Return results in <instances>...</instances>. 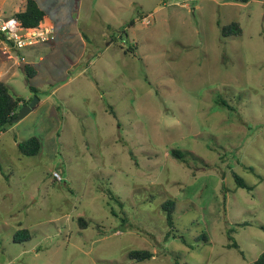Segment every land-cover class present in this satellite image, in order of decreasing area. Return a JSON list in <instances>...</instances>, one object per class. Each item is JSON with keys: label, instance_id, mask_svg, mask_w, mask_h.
<instances>
[{"label": "rangeland", "instance_id": "1", "mask_svg": "<svg viewBox=\"0 0 264 264\" xmlns=\"http://www.w3.org/2000/svg\"><path fill=\"white\" fill-rule=\"evenodd\" d=\"M36 2L54 49L0 45V81L42 100L22 126L43 146L25 157L0 144V264H254L264 253V0ZM232 23L242 36H223ZM37 49L44 62L29 59ZM141 250L154 257L129 260Z\"/></svg>", "mask_w": 264, "mask_h": 264}, {"label": "trees", "instance_id": "2", "mask_svg": "<svg viewBox=\"0 0 264 264\" xmlns=\"http://www.w3.org/2000/svg\"><path fill=\"white\" fill-rule=\"evenodd\" d=\"M219 1L247 4L250 3L251 1H261V0H219ZM13 17H15L19 21L21 27L26 30L38 29L41 24L48 21V17L46 13L43 10H41L40 7H38L36 0H27L25 10L16 13L15 15H13ZM222 34L224 37L242 36L243 31L239 23H232L228 27L223 28ZM23 69L26 74V80H25L26 84L29 86V89L33 94H37L38 93L37 88L31 85V80L35 78V76L37 75L35 67L31 64H25ZM26 104L27 103L24 102V100L21 97L13 94L11 92V89L5 83L0 81V134L5 132L11 126H13V121L17 118L18 113L21 110L22 106ZM19 148L22 156L35 157L40 153L42 149V144L39 139L30 138L29 140L21 143L19 145ZM171 154L175 159L179 161L183 160V155L179 151H172ZM234 178L239 188L247 191H251V188L246 184V182L241 177L234 174ZM173 206L174 203L171 201H168L163 205V210L166 213V223L172 229L174 228L175 225L174 218L172 216L173 210L171 208ZM115 214L116 213L112 211V215L115 216ZM121 222L123 225H125L127 221L121 219ZM78 223L82 228L88 227L87 221L83 218H80L78 220ZM241 226H246V224H243ZM116 231L117 230H115V232ZM18 233H26L28 239H31V235L29 234L28 230H21ZM18 236H20V234H18ZM17 237L14 239V242H17ZM182 242L184 243V241ZM230 247L238 248L235 244H230ZM153 257H154L153 253L147 250L132 251L128 255L129 260L134 261L136 263L149 261ZM254 264H264V253Z\"/></svg>", "mask_w": 264, "mask_h": 264}, {"label": "crops", "instance_id": "3", "mask_svg": "<svg viewBox=\"0 0 264 264\" xmlns=\"http://www.w3.org/2000/svg\"><path fill=\"white\" fill-rule=\"evenodd\" d=\"M7 0H0V10H1V13L7 17H13V15H15L16 13L18 12H22L25 10L26 8V3H27V0H20L19 2H16V4H13L12 6H9L8 9H9V13H7V11L4 9L3 6H5ZM9 14V15H8ZM42 25H50L52 26V24L50 23V21L48 20L47 22L43 23ZM53 27V26H52ZM54 28V27H53ZM55 31V30H54ZM53 35H54V32H53ZM52 35V40L49 41V42H46V43H42V44H37V46L35 45V47H42V46H45V45H50L51 48L54 49V37ZM80 36H82L81 34H79ZM83 37V36H82ZM0 45L3 46V48H1L3 51H5V54L9 51H14V52H17L19 55L28 50L29 48H26L24 50H16L9 42L7 43L5 38L1 37L0 36ZM34 47V46H32ZM29 56V59L31 60V62H34V63H39V62H44V57L41 55V50L40 49H37V51H35V53H32V55H28ZM19 58V57H18ZM25 59V57H24ZM26 61V59H25ZM34 63H27V64H31V65H34ZM69 70H67L65 73H67ZM39 73H37V75L35 77L38 76ZM2 79V76L0 78V80ZM62 87V86H61ZM61 87H58L57 89H54L52 92H51V96L54 97V96H57L58 92L60 91ZM22 98V97H21ZM24 102H26L28 104L31 103V99H24ZM50 98H48L47 100H49ZM46 101V100H45ZM47 102V101H46ZM42 104V100L38 101V103L36 104V107L32 110V112L40 105ZM25 106V105H23ZM22 106V107H23ZM52 107H55V104H52ZM25 121V120H23ZM23 121H20L19 123L17 124H13V126H11L9 129H7L5 132L1 133L0 134V144L4 145H8V147H11V148H15L17 149L16 151H18V153L21 154L20 152V148H19V145L27 140H29L30 138H37V137H28L26 135V132L23 128L22 125L25 126V122ZM27 121V120H26ZM56 132H58V130H56ZM43 147V146H42ZM42 150V149H41ZM1 166V165H0ZM57 173V172H55ZM59 174V173H58ZM0 175L2 178H5V176H7V180L8 181V177L9 175H6V173L3 172V169L0 167Z\"/></svg>", "mask_w": 264, "mask_h": 264}, {"label": "built area", "instance_id": "4", "mask_svg": "<svg viewBox=\"0 0 264 264\" xmlns=\"http://www.w3.org/2000/svg\"><path fill=\"white\" fill-rule=\"evenodd\" d=\"M53 32L52 26L42 24L38 29L26 30L21 27L15 17H7L0 10V36L5 38L6 42H9L16 50H24L37 44L49 42L52 40ZM53 177L59 182L63 181L58 173H54Z\"/></svg>", "mask_w": 264, "mask_h": 264}, {"label": "water", "instance_id": "5", "mask_svg": "<svg viewBox=\"0 0 264 264\" xmlns=\"http://www.w3.org/2000/svg\"><path fill=\"white\" fill-rule=\"evenodd\" d=\"M39 100H35L31 102L28 105H25L21 108V110L18 113L17 118L13 121V124H17L23 119H25L31 112L32 110L36 107V104L38 103Z\"/></svg>", "mask_w": 264, "mask_h": 264}]
</instances>
